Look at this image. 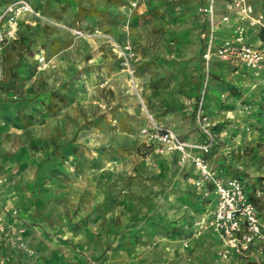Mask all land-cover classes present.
<instances>
[{
    "label": "rangeland",
    "instance_id": "obj_1",
    "mask_svg": "<svg viewBox=\"0 0 264 264\" xmlns=\"http://www.w3.org/2000/svg\"><path fill=\"white\" fill-rule=\"evenodd\" d=\"M31 1L43 18L27 14L4 48L0 148L29 206L33 251L7 264H264V255L232 262L216 253V231L197 224L211 200L177 156L141 135L151 115L185 137H205L192 94L201 0ZM109 39L132 42L135 83ZM230 75L223 72L225 87ZM226 112L218 113L229 124ZM226 126L214 128L220 143ZM255 148L247 144L228 173L263 174ZM20 150L26 155L14 158Z\"/></svg>",
    "mask_w": 264,
    "mask_h": 264
},
{
    "label": "built area",
    "instance_id": "obj_2",
    "mask_svg": "<svg viewBox=\"0 0 264 264\" xmlns=\"http://www.w3.org/2000/svg\"><path fill=\"white\" fill-rule=\"evenodd\" d=\"M133 2L136 5L138 0ZM216 7L217 0H207L200 7V11L207 16V29L202 34L205 39L202 53L204 80L196 113L205 137L200 141L186 140L173 127L156 121L151 115L148 124L141 128V135L150 140L157 151L178 152L183 164L192 162L194 174L189 179L204 198L211 200L208 220L204 217L197 224L204 226L208 221L214 228L220 242L219 256L228 260H242L252 256L255 251L264 255V177L248 180L210 164L208 154L216 143V134L215 123L205 111V100L214 56L264 75V39L254 42L249 36V30H255L259 35L264 32V9L258 7V0H225L224 12L218 18ZM27 14L43 18L31 0H8L0 8V100L3 98L4 48L10 41L19 39L21 21ZM221 25H228L231 31L218 39ZM109 41L121 59L124 70L135 83L132 61L136 51L132 42L118 46L115 41ZM38 62L39 69L47 65L44 52L38 56ZM261 119L264 123V92ZM16 214L17 210H14L13 215ZM32 251L26 226L0 215V264H7L16 254Z\"/></svg>",
    "mask_w": 264,
    "mask_h": 264
},
{
    "label": "crops",
    "instance_id": "obj_3",
    "mask_svg": "<svg viewBox=\"0 0 264 264\" xmlns=\"http://www.w3.org/2000/svg\"><path fill=\"white\" fill-rule=\"evenodd\" d=\"M139 1V0H138ZM32 2V1H31ZM207 0H201L198 6V12L201 14L200 23H201V59L202 66L200 70V84L199 87H196V92H192L194 96H199V92L204 80V61L202 58V53L204 51L205 39L203 38V32L207 29V16L200 11V7L206 4ZM33 4V3H32ZM225 0H217L216 13L217 17L221 18L222 13L224 12ZM258 7L264 9V0H258ZM26 16V15H25ZM26 20L25 17L21 21L20 30L22 24ZM230 28L228 25H221L218 30V39H221L227 36L230 33ZM20 33V31H19ZM249 36L254 42H259L264 39V32L259 35L255 30H249ZM212 73L211 78L208 84V91L206 95L205 107L212 109L214 114V123L219 126L228 127L222 134V140L225 142L220 143L217 138L216 133V143L212 150L215 148L214 156H210L211 152L208 154V160L212 166L218 167L224 171H227L226 166L230 164L238 165L239 154L243 152L244 147L247 144L257 145V148L251 153L252 158L256 156H264V123L261 119V108L263 101V94L259 96L257 100H254L253 94L250 96V92H261L262 87H264V75L256 74L253 70L247 68L244 65H232L229 62L223 61L218 57L214 56L212 59ZM228 71L231 75L229 77L230 85L225 87L223 85V72ZM199 88V90H198ZM232 88V90H231ZM231 92H246L242 95H237ZM3 98L0 100V108L2 111L3 118L0 119V124L5 120V113L2 110V105L5 100V94L3 93ZM197 106V105H196ZM224 107L226 113V118L231 122L229 124L225 123L223 118L218 113L221 108ZM155 118V117H154ZM156 121L164 124L160 120ZM149 122V120H148ZM166 125V124H165ZM168 126V125H167ZM214 126V128H215ZM215 132V130H214ZM179 135L189 141H200L203 137H193L188 138L180 134ZM147 143L152 146L154 149L155 145L145 138ZM211 150V151H212ZM159 152V151H158ZM161 153V152H160ZM163 153H172L177 156V161H179L180 155L178 152H163ZM26 155L25 150H20L14 158H23ZM13 158L7 157L4 150L0 148V215L5 217L6 220L13 221L17 224H24L29 230L34 226L32 222L28 220V204H22L24 196L21 195L20 191H17L16 188L11 185L10 178L14 173ZM184 170H187V173L194 174V169L191 161H188L185 164H182ZM241 164V162H240ZM223 165V166H222ZM224 168V169H223ZM230 174V173H229ZM231 174L241 175L242 177L253 180V178H258L264 176L263 174H257L250 170L248 174H242L241 172H234ZM261 175V176H260ZM17 210L16 216L13 215V211ZM220 247V242L217 237V246L216 253L218 254V249ZM261 252V251H260ZM23 255V254H22ZM18 254L14 255L13 260H15ZM262 256V253L255 251L254 254L248 258ZM20 258H23L20 256ZM232 262H237L239 260H229Z\"/></svg>",
    "mask_w": 264,
    "mask_h": 264
},
{
    "label": "trees",
    "instance_id": "obj_4",
    "mask_svg": "<svg viewBox=\"0 0 264 264\" xmlns=\"http://www.w3.org/2000/svg\"><path fill=\"white\" fill-rule=\"evenodd\" d=\"M8 0H1L0 1V8H1V6L5 3V2H7ZM245 264H250V261H248V262H246Z\"/></svg>",
    "mask_w": 264,
    "mask_h": 264
}]
</instances>
